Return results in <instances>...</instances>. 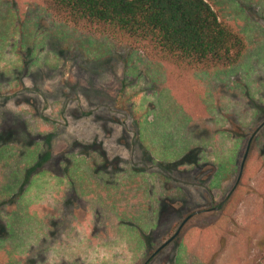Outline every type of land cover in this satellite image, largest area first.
I'll return each mask as SVG.
<instances>
[{
	"label": "rangeland",
	"instance_id": "obj_1",
	"mask_svg": "<svg viewBox=\"0 0 264 264\" xmlns=\"http://www.w3.org/2000/svg\"><path fill=\"white\" fill-rule=\"evenodd\" d=\"M206 1L246 38L235 67L0 0V264H264V0Z\"/></svg>",
	"mask_w": 264,
	"mask_h": 264
},
{
	"label": "trees",
	"instance_id": "obj_2",
	"mask_svg": "<svg viewBox=\"0 0 264 264\" xmlns=\"http://www.w3.org/2000/svg\"><path fill=\"white\" fill-rule=\"evenodd\" d=\"M56 21L177 69H229L245 36L206 0H42Z\"/></svg>",
	"mask_w": 264,
	"mask_h": 264
},
{
	"label": "flooded vegetation",
	"instance_id": "obj_3",
	"mask_svg": "<svg viewBox=\"0 0 264 264\" xmlns=\"http://www.w3.org/2000/svg\"><path fill=\"white\" fill-rule=\"evenodd\" d=\"M226 205H227V201H226V199L224 200V201H222L221 202V204L218 206V207H216V208H213V209H210V210H207V211H196V212H194V213H192V214H190L183 222H182V224L180 225V227L178 228V230H177V232L172 236V237H174V236H176L175 237V239L170 243V244H172L178 237H179V235L181 234V231L184 229V227L187 225V224H189L190 222H191V220L194 218V217H196V216H199V215H201V214H203V213H210V212H213V211H220V210H224V208L226 207ZM197 212H200V213H198V214H196V215H194L193 217H191L186 223H185V221L190 217V216H192L193 214H195V213H197ZM169 241V240H168ZM166 243V242H165ZM164 243V244H165ZM163 244V245H164ZM169 244V245H170ZM168 245V246H169ZM167 246V247H168ZM166 247V248H167ZM165 248V249H166ZM164 250V249H163ZM162 250V251H163ZM162 251H160L159 253H157L156 255H154L153 256V258L152 259H155L156 257H157V255H159V254H161V252ZM152 261V260H151ZM151 261H149V263L151 262Z\"/></svg>",
	"mask_w": 264,
	"mask_h": 264
},
{
	"label": "water",
	"instance_id": "obj_4",
	"mask_svg": "<svg viewBox=\"0 0 264 264\" xmlns=\"http://www.w3.org/2000/svg\"><path fill=\"white\" fill-rule=\"evenodd\" d=\"M198 213H200V212H197V213H195V214H193L192 216H190L186 221H185V223L191 218V217H193L194 215H196V214H198ZM175 237L176 236H174V237H172L169 241H167L164 245H162V247H161V249H160V251H162L163 249H165L174 239H175ZM159 251V252H160ZM158 252V253H159Z\"/></svg>",
	"mask_w": 264,
	"mask_h": 264
}]
</instances>
